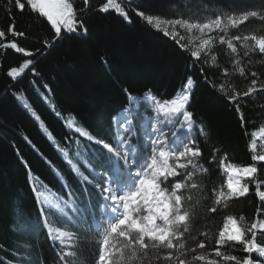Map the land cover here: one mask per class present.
I'll return each instance as SVG.
<instances>
[{
	"label": "snow or ice",
	"instance_id": "6c2138e0",
	"mask_svg": "<svg viewBox=\"0 0 264 264\" xmlns=\"http://www.w3.org/2000/svg\"><path fill=\"white\" fill-rule=\"evenodd\" d=\"M178 2L167 0L169 7ZM201 3L206 9L203 0ZM0 7L12 21L6 30L0 28V55L12 50L28 57L7 69L12 81L26 70L39 77V57L73 36L87 37L88 19L111 12L127 23L133 22L134 14L154 33L171 41L203 82L234 107L242 128L243 107L248 104L245 98L264 93V74L255 70V65H264V6L229 7L204 19L185 18L179 9L169 17L166 11L157 10L155 0H128L127 6L119 0H104L96 7L91 0H82L80 7L74 6V0H0ZM16 12L46 21L51 38L43 39L42 47L34 50L21 46L16 38H26L27 33L17 29ZM253 21L260 27L249 30ZM222 56L227 58L223 65ZM101 61L109 63L104 56ZM234 76L248 80L247 87L238 88ZM32 82L46 90L40 96L59 116L49 84ZM196 83L189 75L172 97L150 88L143 94L123 89L127 102L111 117L110 136L94 135L74 116L66 123L96 145L82 157L91 178L72 159L66 162L74 174L93 185L98 198L80 200L66 180L62 184L67 197L48 188L21 157L43 228L50 240L60 244L58 264H88L81 245L90 236L98 244L95 264H264V151L258 143L264 141V126L250 132L245 129L252 154L247 166L233 163L219 146L206 155L204 146L210 142V133L190 108ZM13 95L41 121L27 97L18 92ZM40 127L45 128L42 121ZM24 139L32 143L26 135ZM49 139H53L51 133ZM213 166L226 178L209 188ZM253 186L259 201L255 216L249 221L244 215H226L222 227L213 231L215 214L226 213L233 201L249 197ZM57 221L66 227L55 228ZM12 228L33 237L38 231L30 221L14 223ZM34 246V242L24 243V251L13 264H32ZM237 248L245 255L235 254Z\"/></svg>",
	"mask_w": 264,
	"mask_h": 264
},
{
	"label": "trees",
	"instance_id": "16d2710c",
	"mask_svg": "<svg viewBox=\"0 0 264 264\" xmlns=\"http://www.w3.org/2000/svg\"><path fill=\"white\" fill-rule=\"evenodd\" d=\"M91 2L96 7L104 0ZM119 2L124 6L128 5V0ZM203 3L207 5L206 9L201 0H179L178 4L171 7L167 0H155L157 10L166 11L169 17L176 15L179 9L185 18L200 19L229 7L239 10L241 7L264 6V0H203ZM74 6H82V0H74ZM198 7L199 13L196 11ZM15 15L17 29L27 33L26 38H16L21 46L34 50L42 47L43 39L51 38L52 33L46 21L30 18V14L16 12ZM132 20V23H127L111 12L92 15L87 21V37L73 36L58 43L46 56L39 57V63L36 64L41 74L39 77H33L26 70L22 77L12 81L6 75L7 69L18 66L28 58L12 50L0 55V261L3 264H13L19 252L24 251L23 244L33 242L32 264H58L57 250L60 244L50 240L43 228L21 157L48 188L67 197L62 184L66 180L80 200L86 202L90 196L98 198L99 193L93 185L74 174L66 162L72 159L91 178L82 157H87L96 145L67 127L66 123L74 116L94 135L110 136L111 117L127 102L123 92L125 88L133 94H143L150 88L165 97H172L186 78L192 75L197 83L190 108L210 133V142L204 146L206 155L213 146H219L233 163L244 166L252 163V154L247 147L249 137L245 135V129L250 132L264 126V108L260 107L264 104V93L245 98L248 104L243 107L245 127L242 128L234 107L203 82L200 73L191 67L184 53L171 41L154 33L134 14ZM11 22L0 7V28L6 30ZM252 27L260 26L253 21L249 30ZM8 39L13 37L9 36ZM101 56L107 58V65L102 63ZM220 62L222 65L226 64L227 58L222 56ZM255 70L264 74V65H255ZM261 79H264V75ZM33 80L49 84L52 89L51 98L61 113L59 116L41 98L40 93L46 90L37 88ZM233 82L241 90L248 85V80L239 76H234ZM17 92L27 97L45 128H41V121L35 120L17 102L13 95ZM49 133L53 139H49ZM25 135L31 140V144L24 139ZM258 143L261 151H264V142ZM64 152L68 155L65 156ZM224 179V174L213 166L211 184L208 187L219 185ZM258 203L253 186L249 197L233 201L226 213L215 214L213 231L222 227L229 214L244 215L250 221L256 214ZM261 216L264 218V213ZM23 221H30L38 226L35 237L13 230L14 223ZM54 227L66 226L62 221H57ZM88 240L89 242L81 245L83 255L88 264H95L98 244L91 236ZM235 254L245 255L239 248Z\"/></svg>",
	"mask_w": 264,
	"mask_h": 264
},
{
	"label": "water",
	"instance_id": "95a60500",
	"mask_svg": "<svg viewBox=\"0 0 264 264\" xmlns=\"http://www.w3.org/2000/svg\"><path fill=\"white\" fill-rule=\"evenodd\" d=\"M17 54H19V55H21V56H23L22 54H20V53H17ZM24 57V56H23ZM24 58H28V57H24ZM1 71V70H0Z\"/></svg>",
	"mask_w": 264,
	"mask_h": 264
},
{
	"label": "rangeland",
	"instance_id": "374dc122",
	"mask_svg": "<svg viewBox=\"0 0 264 264\" xmlns=\"http://www.w3.org/2000/svg\"><path fill=\"white\" fill-rule=\"evenodd\" d=\"M264 142V141H263ZM225 176V175H224ZM225 178H226V176H225ZM58 242V241H57Z\"/></svg>",
	"mask_w": 264,
	"mask_h": 264
}]
</instances>
